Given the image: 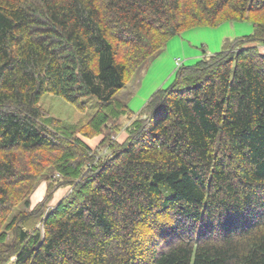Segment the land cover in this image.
<instances>
[{
	"label": "trees",
	"instance_id": "obj_1",
	"mask_svg": "<svg viewBox=\"0 0 264 264\" xmlns=\"http://www.w3.org/2000/svg\"><path fill=\"white\" fill-rule=\"evenodd\" d=\"M263 16L264 0H0V264H264ZM242 21L251 34L134 117L115 99L172 37ZM44 95L90 110L89 131L47 117Z\"/></svg>",
	"mask_w": 264,
	"mask_h": 264
},
{
	"label": "rangeland",
	"instance_id": "obj_2",
	"mask_svg": "<svg viewBox=\"0 0 264 264\" xmlns=\"http://www.w3.org/2000/svg\"><path fill=\"white\" fill-rule=\"evenodd\" d=\"M259 20H264V16L261 18L259 17ZM251 32L252 24L249 21L225 22L217 27L201 26L188 29L179 35L172 37L166 44L161 54H159L160 56L157 55L153 58L155 59L159 56L160 60L158 61L160 62H158L152 72H149V75L144 80H142V78L146 75L145 72L148 65L151 63V60L144 64L140 70H132L127 79L126 86L116 94L115 99L123 104H126L130 110L129 114L133 113L131 116L134 117V115L140 112L144 102H146L151 96L148 95L151 83L162 78L167 70L172 69L174 71L173 78L171 79L172 81L176 71L181 66L194 64L202 57L203 52H206L207 54L219 52L223 40L235 39L239 36L249 35ZM140 81H142L141 86H139ZM171 81H169L164 88H166ZM39 105L41 111L45 113L47 117H53L61 126H75L80 130L89 131L86 122L89 115L92 113L90 110L79 111L73 105L63 101L60 97L51 95H44L41 98ZM129 121H131V119H126V117L120 118L118 122L120 129L116 131V133L113 130H106L108 132L104 131V133H110L111 140L122 142L126 138L124 129L128 125ZM95 134L96 133L94 132H90V136L82 137V140L90 148L98 151L97 147L103 140V135ZM99 151L100 153H105L107 152V149L105 147H100ZM21 156L25 159V162L26 160L29 161L28 158L30 154L22 153ZM47 183L48 181L45 178H42L35 186V189L31 192L29 196L30 209L43 200L47 190ZM26 185L27 184L24 183L20 186H15L19 188L17 191H15V188L13 189L15 192L13 193V199H11V202L14 203L17 211L22 208L21 201H23L22 199L23 194L26 191ZM68 191L69 189L65 187L56 190L48 205L50 207L54 206ZM16 209L12 210V213H14Z\"/></svg>",
	"mask_w": 264,
	"mask_h": 264
},
{
	"label": "crops",
	"instance_id": "obj_3",
	"mask_svg": "<svg viewBox=\"0 0 264 264\" xmlns=\"http://www.w3.org/2000/svg\"><path fill=\"white\" fill-rule=\"evenodd\" d=\"M258 52L260 54L264 55V45L258 46ZM208 55H209V53H208ZM159 56L156 57L155 59H153L151 61V63L148 65V68H147V70L145 72L146 75L142 78V80H144L149 75V72H152L153 69L155 68V66H157L158 62H160V61H158V60H160L159 59ZM173 75H174V71L172 69L171 70H167L166 73L163 75L162 78H160L159 80L151 83V85L149 87V90H148V93H149L148 95H151L157 89L164 88L165 85H167V83L169 81H171V79L173 78ZM141 82L142 81H140L139 86H141Z\"/></svg>",
	"mask_w": 264,
	"mask_h": 264
},
{
	"label": "bare ground",
	"instance_id": "obj_4",
	"mask_svg": "<svg viewBox=\"0 0 264 264\" xmlns=\"http://www.w3.org/2000/svg\"><path fill=\"white\" fill-rule=\"evenodd\" d=\"M37 199V198H36Z\"/></svg>",
	"mask_w": 264,
	"mask_h": 264
}]
</instances>
